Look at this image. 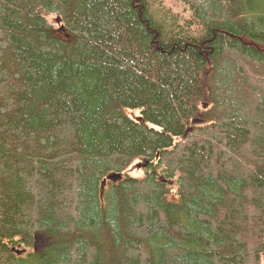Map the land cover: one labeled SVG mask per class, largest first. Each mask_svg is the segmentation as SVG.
I'll use <instances>...</instances> for the list:
<instances>
[{"label": "trees", "instance_id": "1", "mask_svg": "<svg viewBox=\"0 0 264 264\" xmlns=\"http://www.w3.org/2000/svg\"><path fill=\"white\" fill-rule=\"evenodd\" d=\"M179 1L0 0V264H264V0Z\"/></svg>", "mask_w": 264, "mask_h": 264}, {"label": "rangeland", "instance_id": "2", "mask_svg": "<svg viewBox=\"0 0 264 264\" xmlns=\"http://www.w3.org/2000/svg\"><path fill=\"white\" fill-rule=\"evenodd\" d=\"M159 2H162L163 6L166 7L167 9L173 11L174 13L180 15L181 17H189L190 13L188 11V8L185 7L179 0H158ZM47 22L49 25H51L56 32H60L59 30L62 28L60 27V22L58 21V18L56 15H51V16H46ZM132 115V114H130ZM134 115V114H133ZM137 165V163L135 164ZM134 165V166H135ZM132 166L128 170V175L133 178H138L143 175V172L140 171L139 169H133L132 171ZM43 235L42 234H37L36 235V243L37 245H41Z\"/></svg>", "mask_w": 264, "mask_h": 264}, {"label": "water", "instance_id": "3", "mask_svg": "<svg viewBox=\"0 0 264 264\" xmlns=\"http://www.w3.org/2000/svg\"><path fill=\"white\" fill-rule=\"evenodd\" d=\"M141 168V166L140 165H135L132 169H140ZM120 175H109L108 177H107V180H118V179H120ZM104 184V183H103ZM170 185H173L174 183L172 182H170L169 183Z\"/></svg>", "mask_w": 264, "mask_h": 264}]
</instances>
